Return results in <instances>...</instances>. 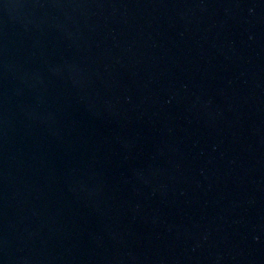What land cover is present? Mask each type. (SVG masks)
Returning a JSON list of instances; mask_svg holds the SVG:
<instances>
[{
	"label": "water",
	"instance_id": "95a60500",
	"mask_svg": "<svg viewBox=\"0 0 264 264\" xmlns=\"http://www.w3.org/2000/svg\"><path fill=\"white\" fill-rule=\"evenodd\" d=\"M0 264H264V0H0Z\"/></svg>",
	"mask_w": 264,
	"mask_h": 264
}]
</instances>
